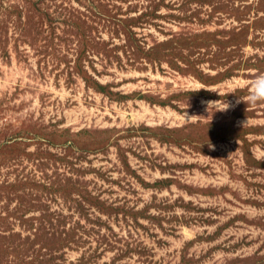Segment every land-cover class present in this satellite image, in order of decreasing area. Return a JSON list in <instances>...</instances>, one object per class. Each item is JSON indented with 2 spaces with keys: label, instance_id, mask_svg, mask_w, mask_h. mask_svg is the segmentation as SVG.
Returning a JSON list of instances; mask_svg holds the SVG:
<instances>
[{
  "label": "rangeland",
  "instance_id": "1",
  "mask_svg": "<svg viewBox=\"0 0 264 264\" xmlns=\"http://www.w3.org/2000/svg\"><path fill=\"white\" fill-rule=\"evenodd\" d=\"M258 75L264 0H0V264H264Z\"/></svg>",
  "mask_w": 264,
  "mask_h": 264
},
{
  "label": "clouds",
  "instance_id": "2",
  "mask_svg": "<svg viewBox=\"0 0 264 264\" xmlns=\"http://www.w3.org/2000/svg\"><path fill=\"white\" fill-rule=\"evenodd\" d=\"M247 100L249 103L264 102V75H258L252 82Z\"/></svg>",
  "mask_w": 264,
  "mask_h": 264
}]
</instances>
